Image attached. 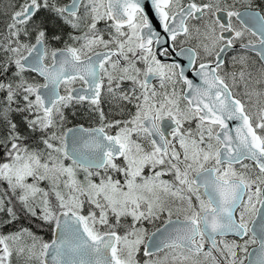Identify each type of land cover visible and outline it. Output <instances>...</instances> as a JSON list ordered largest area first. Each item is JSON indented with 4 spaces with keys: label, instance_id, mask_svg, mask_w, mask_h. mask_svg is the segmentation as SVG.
I'll return each instance as SVG.
<instances>
[{
    "label": "snow or ice",
    "instance_id": "1",
    "mask_svg": "<svg viewBox=\"0 0 264 264\" xmlns=\"http://www.w3.org/2000/svg\"><path fill=\"white\" fill-rule=\"evenodd\" d=\"M11 7L0 264H264V3Z\"/></svg>",
    "mask_w": 264,
    "mask_h": 264
},
{
    "label": "flooded vegetation",
    "instance_id": "2",
    "mask_svg": "<svg viewBox=\"0 0 264 264\" xmlns=\"http://www.w3.org/2000/svg\"><path fill=\"white\" fill-rule=\"evenodd\" d=\"M254 4H259V3H264V0H253ZM58 23H60L59 21H57ZM64 31H70V29H68L66 26H64ZM188 45H185V47H187ZM244 52V50L242 48L239 47V45H237L235 50H229V54H228V59L230 60L232 56L234 55H239L242 54ZM173 59H179L176 57L173 58H169L166 62H172ZM184 66L187 67V62L184 61L183 62ZM193 73L189 74L190 78H193ZM106 110L108 108L107 104H103L102 105ZM88 105L87 103L83 104V105H78L77 106V117L75 119L72 120V124H79V123H83L85 124V126H95V121L94 118H92L89 114H88ZM116 118H120V117H116ZM45 238H49V234L46 233ZM255 246H250V249H253Z\"/></svg>",
    "mask_w": 264,
    "mask_h": 264
},
{
    "label": "trees",
    "instance_id": "3",
    "mask_svg": "<svg viewBox=\"0 0 264 264\" xmlns=\"http://www.w3.org/2000/svg\"><path fill=\"white\" fill-rule=\"evenodd\" d=\"M6 1H10V5H12V3L14 2V0H6ZM0 4H2V5H0V8H2L3 10H1L0 9V25H2V23H3V21H4V19H6V15L4 14V11L5 10H7V5H8V3H7V5H6V3H4V1H2ZM10 10H11V8H10ZM5 12H8V11H5ZM8 13H10V11L8 12ZM8 18V17H7ZM55 23H57V24H59L57 21L55 22ZM5 24V23H4ZM21 223H24L26 226H27V222L26 221H21Z\"/></svg>",
    "mask_w": 264,
    "mask_h": 264
},
{
    "label": "rangeland",
    "instance_id": "4",
    "mask_svg": "<svg viewBox=\"0 0 264 264\" xmlns=\"http://www.w3.org/2000/svg\"><path fill=\"white\" fill-rule=\"evenodd\" d=\"M2 1H4V3H6V5H7V3H8V5H7V10H5V11H12V5H10V1H6V0H0V3L2 2ZM0 5H2V4H0ZM3 8V7H2ZM2 8H0L1 10H3ZM10 8H11V10H10ZM5 11H4V13H5ZM7 17H6V19H4V21H3V23H2V25H0V29H2L3 28V26H4V23H6L7 22ZM33 230L34 231H38V234L39 235H41V236H43L44 237V239H48V238H45V235H46V232L45 231H39V230H37V229H35V228H33Z\"/></svg>",
    "mask_w": 264,
    "mask_h": 264
},
{
    "label": "water",
    "instance_id": "5",
    "mask_svg": "<svg viewBox=\"0 0 264 264\" xmlns=\"http://www.w3.org/2000/svg\"><path fill=\"white\" fill-rule=\"evenodd\" d=\"M250 251H252V249Z\"/></svg>",
    "mask_w": 264,
    "mask_h": 264
}]
</instances>
